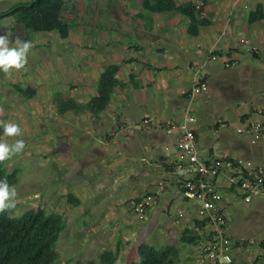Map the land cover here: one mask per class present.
I'll return each instance as SVG.
<instances>
[{
  "label": "crops",
  "instance_id": "obj_1",
  "mask_svg": "<svg viewBox=\"0 0 264 264\" xmlns=\"http://www.w3.org/2000/svg\"><path fill=\"white\" fill-rule=\"evenodd\" d=\"M175 1H194L198 4L207 1L205 9L211 25L201 28L198 35L193 36L187 32L188 19L177 12L146 14L143 11L144 15H139L141 0L67 1L63 18L71 29L66 40L73 41L76 31L80 32L76 49H84L93 57L88 58L89 64H74L73 67L70 64L64 69L61 83L46 77L51 100L57 101L62 93L63 99H73L78 106L77 110L64 113L57 109V114L63 118V124L58 126L56 132L59 138L56 140L60 141L56 143L60 161L54 162L51 169L53 176H62L63 180L66 178L63 190L58 195L77 191L73 193L81 199L77 206L80 210L86 211L89 204L96 206V197L101 193L107 191L114 194L124 189L126 193L115 202L113 210L116 212L117 206L122 204L123 210L131 214L129 201L152 190L157 191L156 183L160 180H165L166 186L148 215L160 202L164 204L163 213L168 216L176 202L188 207L176 188L172 174L175 163L180 160V153L175 147L179 132L167 133L159 128L146 130L141 123L144 120L155 123L180 122L188 109L196 117L199 114L196 105L200 111L202 109L200 114L203 116L214 112L220 103L228 110L233 102L242 99L236 97L235 93L240 96L249 89L251 94L254 92V101L250 100L243 109L235 108L239 121L244 116L247 118V114L255 110V105L264 107V20L248 24L249 13L258 4L264 5V0ZM78 19L81 20L79 26L76 24ZM36 35L39 39L42 34ZM29 37V42L34 41L35 38ZM55 37L59 38L58 34ZM242 40L247 43L243 44ZM243 59L249 60L245 62ZM254 61L262 66L254 64ZM108 62L120 65L119 79L127 84L123 89L117 88L107 108L94 116L85 108V104L96 95L98 76L102 66ZM21 66L14 68L19 70ZM75 67L80 70H75ZM30 78V86L38 89L33 82L34 77ZM87 80L92 81L91 85L87 84ZM200 81L207 83L208 91L194 99L186 97L184 92H189ZM42 97L41 102L48 98L47 95ZM219 115L209 127H199L200 117H197L195 132L200 155L203 158L211 155L250 158L244 142L232 144L231 149L218 147L219 139L229 138L225 130L228 123ZM72 174L75 175L73 183H77L75 188L69 186ZM99 178L107 183L99 184ZM108 183L111 184L109 188ZM226 205L229 207L228 203ZM77 207L67 203L65 209L73 211ZM188 210L190 215L194 214L192 207H188ZM121 212L119 208L118 213ZM125 218L129 220L130 217ZM129 223L118 221L115 226ZM106 228L100 225L93 229L80 227L84 233L93 231L98 234H103ZM172 228H166L164 233ZM184 228L193 229L189 217L175 230L182 231ZM116 238L108 241L110 247L111 243H116ZM89 239L86 238L84 242L87 243ZM118 242H122L121 237ZM192 260L196 262L194 258Z\"/></svg>",
  "mask_w": 264,
  "mask_h": 264
},
{
  "label": "rangeland",
  "instance_id": "obj_2",
  "mask_svg": "<svg viewBox=\"0 0 264 264\" xmlns=\"http://www.w3.org/2000/svg\"><path fill=\"white\" fill-rule=\"evenodd\" d=\"M20 1L25 0H0V10L3 11ZM3 18L0 19V157H7L6 170H17L18 175L17 183L10 188L8 198L0 196V208H8L13 216L20 215L32 208H44L48 212H62L65 219V229L60 235L56 248L59 259L53 264H67V261L69 264H99L98 254L106 247L115 250L120 237L122 238V245L119 247L120 256L114 264H129L132 261H138L137 250L143 243L154 245L157 248L165 246L166 243L178 245L181 250L175 264H196L192 260L195 258L196 249L193 251V247L180 245L179 234L181 231L175 230L177 227L174 222L175 213L181 208H185L182 204L176 202L170 210V216H168L163 213L164 204L160 202L146 220L139 221L134 215L127 214L123 210L124 205L122 204L117 206L116 212L113 210L116 207L115 202L122 197L123 193H126V190L122 189L114 192V194H109L107 191L101 193L96 197V206L89 204L86 211L80 210L78 207L73 211L65 209L66 197L63 194L58 195V193L63 190L66 178L63 180L62 176H53L51 169L54 162L60 161L59 150L56 146V143L59 144L60 141L56 140L59 139L56 132L58 126L63 124V118L57 114L56 105L58 102L54 99L51 100V94V96L48 95L50 92L47 89L46 77L53 82L56 79L57 83H61L65 74L64 69H67L70 64L71 67L74 64H89L87 60L88 58L92 59L93 56L87 51L85 53L84 49L81 51L76 49V39L81 36L80 32L76 31V39L71 42L55 37L57 33L48 34L49 36L38 33L41 35L38 39L36 33L34 35L28 33L21 25L15 23L12 17L7 20ZM80 19H82L81 16ZM80 19L76 20L77 26L80 25ZM29 36H32V39L35 38L34 41L29 42ZM14 53L22 59L21 64L23 66L19 70H15L14 66L11 65L12 63H9L10 57ZM248 60L243 59L245 62ZM93 63L95 62H90V64ZM108 63L102 66L101 72ZM254 64L262 66L256 61ZM74 69L80 70L79 67ZM30 77H34L33 82L36 83L38 91L31 99L24 100L25 98L21 95L18 97L14 85L28 86L31 81ZM233 81L235 82L236 79L233 78ZM90 82L92 81L87 80L88 85H91ZM61 88L59 87V89ZM246 92L241 93L240 96L235 93L236 97H242V99L233 102L234 104L230 109H225L223 103H220L214 112L210 111V114L205 116L200 114L202 109L200 111V107L196 105L199 113L198 116L196 115V119L200 117L199 127H209L215 123L216 117L220 114L221 119L228 123L225 130H227L229 138L227 140L219 139L217 141L218 147L231 149L232 144L244 142L248 147L250 156L247 159L264 162V127L258 132L259 136L256 142L253 141V137L248 132L237 133V129L242 127V121H239L235 115V108L243 109L250 100L254 101V92L252 91L253 94H251L250 89ZM46 95L48 98L41 102L40 100L44 98L42 96ZM49 104L51 106L48 108ZM257 105L262 104L257 103ZM262 108V106L255 105V110H251L247 116L258 118L257 110ZM61 120L62 122H60ZM65 123L69 124L66 121ZM69 179L70 182H66H69L70 187L73 188L77 185L72 181L75 179L74 174ZM98 181L101 185L107 183L100 178ZM110 185L108 183L107 187L109 188ZM67 190L71 191L68 188ZM72 192L76 193L77 191L72 190ZM225 202L229 204V209H231L229 210L231 213V233L234 240L248 242V245L240 246L239 254L236 255V263L255 264L258 258H261L260 264H264V246H260V243L264 241V197L256 198L248 205L240 200L233 203L228 198ZM119 208L122 209L121 213H118ZM127 216L130 217L129 220H126L125 217ZM118 221L122 224L124 222L131 223L117 227L115 224H118ZM97 225L108 228L104 230L103 234L93 233V231L84 233L80 229V227L93 229ZM168 227L174 228L165 234L164 232ZM112 228L118 229L113 230ZM88 237L90 239L85 243L84 240ZM112 237H117V240L116 243H111L112 247H110L108 241Z\"/></svg>",
  "mask_w": 264,
  "mask_h": 264
},
{
  "label": "trees",
  "instance_id": "obj_3",
  "mask_svg": "<svg viewBox=\"0 0 264 264\" xmlns=\"http://www.w3.org/2000/svg\"><path fill=\"white\" fill-rule=\"evenodd\" d=\"M68 0H26L17 2L7 9L0 11V19L12 17L13 21L22 26L28 33L51 34L57 33L59 38L66 40L71 26L63 18ZM139 15L177 12L188 19L187 32L198 35L201 28L211 25V19L205 7L207 1L177 3L175 0H142ZM144 11V12H143ZM264 20V5L258 4L248 15V24ZM253 56L255 55L252 52ZM14 67H20L21 57L14 53L10 57ZM120 65L108 64L97 79L96 95L85 104V108L92 115L104 111L117 88L123 89L127 84L119 79ZM17 93L27 99L34 97L38 89L28 86L14 85ZM57 100L58 110L61 113L77 110L78 106L73 99ZM248 117V116H247ZM243 119L241 121L243 122ZM262 127H264V122ZM196 133V132H195ZM7 157H0V196L8 198L10 188L17 183L18 171H7L5 165ZM171 167V166H170ZM68 205L77 207L81 199L73 192L64 195ZM64 198V197H63ZM196 221V220H195ZM197 222V221H196ZM197 225L200 224L197 222ZM199 228V227H197ZM197 228H184L179 234L180 245L193 247L200 243L201 233ZM65 229L64 215L57 212H48L44 208L29 209L20 215L13 216L6 207L0 208V264H53L59 259L56 251L60 235ZM200 229V228H199ZM236 245L246 246L247 241L235 240ZM118 242L115 250L103 249L98 254L99 264H114L120 256ZM264 246V241L260 243ZM180 247L166 243L157 248L154 245L143 243L138 247V261L129 264H175L180 253ZM260 259L255 264H260ZM69 264V261H67Z\"/></svg>",
  "mask_w": 264,
  "mask_h": 264
},
{
  "label": "built area",
  "instance_id": "obj_4",
  "mask_svg": "<svg viewBox=\"0 0 264 264\" xmlns=\"http://www.w3.org/2000/svg\"><path fill=\"white\" fill-rule=\"evenodd\" d=\"M242 43L247 41L242 40ZM207 83L196 82L189 92H184L189 99L206 93ZM264 107L257 111L258 118L247 117L238 134L248 132L253 141L259 136L264 120ZM197 119L191 109L184 112L182 121L155 123L144 120L141 126L146 130L163 129L167 133L179 132L176 149L180 160L175 163L172 173L178 192L186 205L193 208V215L188 207L175 213V224L180 225L190 218L193 228L201 233L200 243L194 245L196 264H237L236 255L240 246L236 245L231 233V213L225 200H240L244 204L256 198L264 197V162H255L244 157L211 155L203 158L197 147L195 125ZM169 148L167 147L166 150ZM166 186L160 180L158 190H152L133 198L128 203V210L139 221H144L150 209L157 203L159 194ZM200 224L197 225V222Z\"/></svg>",
  "mask_w": 264,
  "mask_h": 264
}]
</instances>
